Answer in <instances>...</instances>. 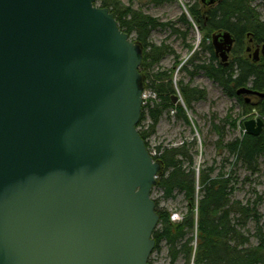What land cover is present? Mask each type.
<instances>
[{
  "label": "water",
  "instance_id": "95a60500",
  "mask_svg": "<svg viewBox=\"0 0 264 264\" xmlns=\"http://www.w3.org/2000/svg\"><path fill=\"white\" fill-rule=\"evenodd\" d=\"M95 3L0 0V264H151L162 165L138 132L143 46ZM211 43L228 66L234 36Z\"/></svg>",
  "mask_w": 264,
  "mask_h": 264
},
{
  "label": "trees",
  "instance_id": "16d2710c",
  "mask_svg": "<svg viewBox=\"0 0 264 264\" xmlns=\"http://www.w3.org/2000/svg\"><path fill=\"white\" fill-rule=\"evenodd\" d=\"M162 1L167 2L153 0ZM253 1L219 0L213 5L205 6L202 0H196V4L187 6L193 22L206 32L202 50L210 55L209 61L201 64L194 63L197 56L192 57L194 69L188 72L190 76H194L203 71L220 85L228 96L237 100L239 117L246 116L253 110L264 116V102L252 105L244 96L237 95L238 89L250 84L254 91L264 92V65L252 62L245 54L248 40L264 44V21L256 8L252 7ZM97 3L101 8H109L120 29L130 36L136 35L134 41L143 46L140 73L144 79L150 80L148 86L161 99L159 104L143 107L138 126L140 128L146 118L152 121L147 129L139 130L150 151L148 139L157 132L162 115L174 107L172 96L176 94V89L173 86V69L152 73L163 58L173 54L172 48L164 44L153 45L149 38L154 29L168 27L170 23H161L119 0H97ZM183 20L188 22L186 16H183ZM222 31H229L236 42L232 51L234 57L228 66L218 62L211 43L212 34ZM148 86L143 85V88ZM178 86L188 111L192 110L193 101L207 98L205 89L182 82ZM175 109L178 118L191 124L183 107L175 106ZM215 119L212 121V129L219 139L217 148L228 151L235 160L234 165L241 164L253 174L259 172V158L264 155V130L257 136L244 133L241 138L226 144V125L235 128L238 119L227 116L222 120V125L216 123ZM245 122L242 119L239 127L245 128ZM194 144L184 142L180 146H159L155 149L154 158L162 165V172L154 189L162 193V198L153 199L160 219L153 234L156 245L152 255L156 251H162L164 246L170 260L168 264H264V222L259 212L263 196H257L255 200L246 203L232 200L231 195L239 184L238 173L233 171L230 174L221 171L218 176L213 177L214 169L209 167L199 172L197 180ZM228 162L229 160H225L224 168ZM178 195H184L187 212L182 220L174 223L171 212L161 206V201L173 200ZM251 222L256 225L253 235L247 229ZM253 238L256 243L252 242Z\"/></svg>",
  "mask_w": 264,
  "mask_h": 264
},
{
  "label": "rangeland",
  "instance_id": "374dc122",
  "mask_svg": "<svg viewBox=\"0 0 264 264\" xmlns=\"http://www.w3.org/2000/svg\"><path fill=\"white\" fill-rule=\"evenodd\" d=\"M119 1L126 5H132L134 9L140 10L145 14L147 13L161 23H170L168 27H157V29H154L150 33L149 42L151 44L157 46L164 44L170 46L173 50V54H169V56L163 58L159 65L155 66L152 73L173 69V86L176 90L178 89L180 95L181 92L178 84L181 82L207 91V98L203 101H193L192 110L187 111L191 124H188L184 119L181 120L177 115L172 113L173 110H177L174 104L172 109H169L162 115L161 121L156 128L157 132L148 139L151 154L155 156V149L159 146L171 148L173 146H180L184 142L195 143L197 180H199V172L207 170L209 167H213L214 169L213 177L218 176L221 171H225L227 174H230L231 171L237 172L239 184H237L236 190L231 195V199L246 203L255 200L257 196H263L259 212L262 214V221L264 222V155L259 158V172L257 173L253 174L249 172L241 164L234 165L235 160L229 152L217 148L216 144L219 139L212 129L214 118H216V123L221 125L222 120L226 119L227 116L233 117L236 120L238 119L235 128L226 125L225 142L226 144L233 142L244 134L245 129L239 127L241 126L242 119L253 117L250 116L251 114L253 115V112L247 114V116L239 117L240 108L237 100L228 96L222 87L214 80L212 81L203 71L194 76H190L188 72L194 69V65L191 63L192 57L197 56L194 60L195 64H201L203 61L208 62L210 57L209 54L202 50V40L206 32L197 27L187 9L188 4L194 5L196 4V0H167V2H153V0ZM96 5L101 7L99 3ZM252 7L256 8L260 18L264 21V0H254ZM183 16H186L188 22L183 20ZM131 37L133 41L136 39V35ZM245 54L249 57L247 52ZM233 57L231 55L230 61ZM185 68L187 70H184ZM149 81L144 79V85L148 86ZM149 86L144 87L145 91L151 95L147 105L153 106L159 104L161 99H159L158 95L157 98L153 97V94L157 92ZM151 123L152 121L146 118L140 128H138V132L139 130L147 129ZM225 160H229L226 168H224ZM151 196L153 199L162 198V193L154 189ZM161 206L166 207L171 212L174 223L182 220V216L187 212L184 195H178L173 200L161 201ZM247 229L253 235L256 230L254 222L249 223ZM252 242L256 243V239L253 238ZM149 260L154 264H168L170 261L168 252L164 246L162 247V251H156Z\"/></svg>",
  "mask_w": 264,
  "mask_h": 264
},
{
  "label": "flooded vegetation",
  "instance_id": "af4514ba",
  "mask_svg": "<svg viewBox=\"0 0 264 264\" xmlns=\"http://www.w3.org/2000/svg\"><path fill=\"white\" fill-rule=\"evenodd\" d=\"M262 45L263 44L257 43L256 41H253L252 39H250V40H248V43H247V46H246V52L249 55L248 58L251 59L252 62L264 65V55H263V53L261 51L262 50ZM257 47L260 48V53H258V56L256 55L257 59L255 61V52H256ZM232 53L233 52H231V55H232ZM231 55H230V58H231ZM216 57L218 58V62H220L222 64L220 57L218 55H216ZM249 87L251 88L252 84H250ZM259 92H262V91H259ZM263 102H264V98H261L258 95L257 96H255V95H251L250 96V102L249 103H251L252 105H258V104L263 103ZM255 111L257 113V116H259L260 119L263 121L262 129L259 131V134H261L263 132V130H264V116H262L259 111H257V110H255ZM250 116H252V114ZM251 119H253V118H251Z\"/></svg>",
  "mask_w": 264,
  "mask_h": 264
},
{
  "label": "built area",
  "instance_id": "2783aa9c",
  "mask_svg": "<svg viewBox=\"0 0 264 264\" xmlns=\"http://www.w3.org/2000/svg\"><path fill=\"white\" fill-rule=\"evenodd\" d=\"M150 96H151V95H150L147 91H145V92L143 93L142 98H143V100H144V105H147V104L149 103L148 100H149ZM153 97H154V98H157V93L153 94ZM172 113L176 115V111L173 110Z\"/></svg>",
  "mask_w": 264,
  "mask_h": 264
}]
</instances>
